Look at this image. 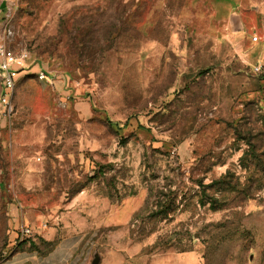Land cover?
<instances>
[{
    "label": "rangeland",
    "instance_id": "1",
    "mask_svg": "<svg viewBox=\"0 0 264 264\" xmlns=\"http://www.w3.org/2000/svg\"><path fill=\"white\" fill-rule=\"evenodd\" d=\"M9 9L31 58L0 102V262L17 208L80 211L99 264H264V0Z\"/></svg>",
    "mask_w": 264,
    "mask_h": 264
},
{
    "label": "crops",
    "instance_id": "2",
    "mask_svg": "<svg viewBox=\"0 0 264 264\" xmlns=\"http://www.w3.org/2000/svg\"><path fill=\"white\" fill-rule=\"evenodd\" d=\"M11 223L15 229L30 227L34 236L21 243L7 255L0 264H92L91 249L94 239L89 236L93 223L78 210L51 214L52 224L48 225L44 215L35 212L31 217L21 209L10 210ZM17 238V232H14ZM52 247L43 251L44 243ZM35 244L37 247H31ZM127 258H125L126 260ZM130 263V260H126ZM116 262H114L115 264ZM102 264H105L103 261ZM118 264H122L121 262Z\"/></svg>",
    "mask_w": 264,
    "mask_h": 264
},
{
    "label": "built area",
    "instance_id": "3",
    "mask_svg": "<svg viewBox=\"0 0 264 264\" xmlns=\"http://www.w3.org/2000/svg\"><path fill=\"white\" fill-rule=\"evenodd\" d=\"M14 35L15 30L9 9L0 18V102L3 104L6 113H12L13 111L11 98L14 89L21 73L27 68L31 58V54L27 49L12 47L11 40L14 38ZM38 74L41 79L46 78L45 72L39 71ZM32 236H34V231L30 227L25 226L19 229L17 239L22 241Z\"/></svg>",
    "mask_w": 264,
    "mask_h": 264
},
{
    "label": "trees",
    "instance_id": "4",
    "mask_svg": "<svg viewBox=\"0 0 264 264\" xmlns=\"http://www.w3.org/2000/svg\"><path fill=\"white\" fill-rule=\"evenodd\" d=\"M19 233V229H18V231H17V234ZM33 237V236H32ZM30 237H27V238H25L24 240H22V241H20V243L18 244V246H17V248L21 245V243H23V242H25V241H27V239H29ZM44 247H43V251H46V250H48V249H50L51 247H52V243H50V242H45L44 244ZM31 247H37L35 244H31ZM16 248V249H17Z\"/></svg>",
    "mask_w": 264,
    "mask_h": 264
},
{
    "label": "water",
    "instance_id": "5",
    "mask_svg": "<svg viewBox=\"0 0 264 264\" xmlns=\"http://www.w3.org/2000/svg\"><path fill=\"white\" fill-rule=\"evenodd\" d=\"M97 259V258H96ZM93 264H99V261L98 260H94L93 261Z\"/></svg>",
    "mask_w": 264,
    "mask_h": 264
}]
</instances>
